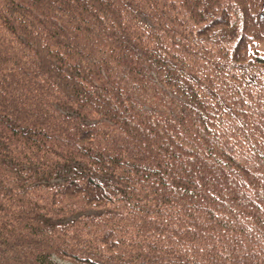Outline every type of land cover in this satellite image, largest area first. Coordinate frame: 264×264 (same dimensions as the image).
<instances>
[{"label": "trees", "instance_id": "obj_1", "mask_svg": "<svg viewBox=\"0 0 264 264\" xmlns=\"http://www.w3.org/2000/svg\"><path fill=\"white\" fill-rule=\"evenodd\" d=\"M263 43L264 0H0V264H264Z\"/></svg>", "mask_w": 264, "mask_h": 264}, {"label": "rangeland", "instance_id": "obj_2", "mask_svg": "<svg viewBox=\"0 0 264 264\" xmlns=\"http://www.w3.org/2000/svg\"><path fill=\"white\" fill-rule=\"evenodd\" d=\"M261 51L264 54V43L261 45ZM151 75H153V74H151ZM66 111L68 113L72 114V115H77V112H74L72 110H66ZM84 169H85V166H83V165H80V166H77V165L69 166V167L64 169V171L66 172L65 178H69V177H71L73 175H76L77 173L82 174Z\"/></svg>", "mask_w": 264, "mask_h": 264}]
</instances>
